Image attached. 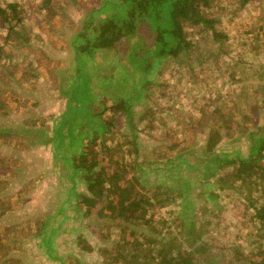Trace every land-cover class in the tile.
I'll return each mask as SVG.
<instances>
[{
	"label": "rangeland",
	"instance_id": "rangeland-1",
	"mask_svg": "<svg viewBox=\"0 0 264 264\" xmlns=\"http://www.w3.org/2000/svg\"><path fill=\"white\" fill-rule=\"evenodd\" d=\"M43 1L0 0V264H121L112 260L114 243L130 240L131 229L141 228L117 216L114 203L119 196L112 192L119 188L130 199L136 200V192L144 195L136 215L175 235L182 243L179 259L247 264L241 255L264 264V234L258 236L262 232L250 206L258 204L257 186L216 188L210 199L199 181L206 157L214 158L203 146L210 129L218 127L223 133L217 152L243 155L250 134L264 123V90L256 89L264 85V0L242 5L240 0H214L206 11L215 19V30L224 35L216 41L209 29L184 22L190 41L186 55L158 60V67L144 74L156 87L150 83L138 101L128 100L132 132L119 98L139 89L135 82L143 73L134 66L150 58L147 24L139 22L134 35L127 38L123 32L114 47L86 60L71 43L78 45L83 18L103 1ZM13 3L16 17L6 7ZM119 9L118 19L125 15L124 8ZM255 90L259 96H243ZM151 104L166 113L150 114ZM200 116L201 125L194 130L177 126L182 119ZM74 119L78 145H71L66 136ZM95 125L108 128L95 134ZM59 144L63 148L57 150ZM64 157H73L70 162L84 170L72 171ZM165 157H173L170 165ZM174 165L179 176L169 170ZM114 172L122 180L113 179ZM133 176L143 185L176 191L181 177L188 180L184 206L177 198L158 206L149 198L152 188H141ZM181 219L183 227L193 224L201 238L184 243L187 228H179ZM43 220L50 226L43 227ZM50 233V244L42 245V236Z\"/></svg>",
	"mask_w": 264,
	"mask_h": 264
},
{
	"label": "trees",
	"instance_id": "trees-1",
	"mask_svg": "<svg viewBox=\"0 0 264 264\" xmlns=\"http://www.w3.org/2000/svg\"><path fill=\"white\" fill-rule=\"evenodd\" d=\"M45 1L46 0H44L43 2ZM102 1L103 2L100 6L88 12L83 18L81 27L77 32L78 35L76 34L78 45L75 46L73 43H71L73 45V48L78 50L80 55H77H79V57L83 56L86 58V60H91L92 57L96 55V52H98L99 50L114 47L115 41L120 38L123 32L126 34L127 38L134 35V32L139 22H145L147 24L148 30L151 32L152 45L149 46L150 48H146V56L149 57L150 54V58L147 59L145 63L143 61L142 65L134 66L135 69H140L141 73H143L137 76L138 80H140V78L141 80L138 83L135 82L139 89L138 91L133 90L134 92H132L130 95H125L124 97L119 98L120 104H123V106H120L121 109H123L124 112L129 114V123L130 121L131 123L129 124L128 129L130 132H132L134 128V126L132 125L133 111H130L128 109V100L135 99L136 101H138L140 96H142L143 94L142 92H144V90L146 89V86H149L150 83V86H154L155 82H153L152 79L148 78V76L144 74L151 72L155 68V66L158 67V65H155L158 60L163 58H175L178 55H186L190 47V41L186 38L184 34L183 23L186 22L191 25H200L202 29H209L212 35V39L214 41L221 39L224 35L220 34L218 31L215 30V19L210 17V15H208V12L206 11L210 9L214 0ZM245 2L246 0H240L241 5L245 4ZM6 7H9V9H11L12 17H16L14 13L16 5L13 3L6 5ZM122 7L124 8L125 15L118 19L117 13H119L120 11L119 8ZM113 16L115 17L112 20L111 17ZM94 25L97 26L98 31H96ZM80 35L82 38H79ZM74 36L75 35H73V37ZM89 36L93 37H91V41H89L87 38ZM165 84V81H163L162 86L165 87ZM256 89L262 91L264 90V85H259L256 87ZM149 91L151 90L149 89ZM253 92L258 94L259 96V93L256 90L247 93L245 92L243 96L247 100H249L248 98L252 97ZM115 101L118 100L115 99ZM151 106L152 104L147 109L150 114H154L156 112L157 115H162L163 113H166L164 110H154L150 108ZM111 107L113 109H116V111L119 109V107H117V105L115 104H112ZM200 118L202 117L200 116L196 119L189 117L186 122H184V119H182L180 125L177 126H179L181 130L185 131L194 130L195 127H200ZM188 122L189 124H187ZM77 123L78 120L74 119L72 126L67 127L66 136L69 137L68 142H70L71 145H74V143L78 145V142L80 140L78 139L77 141H75V138L77 139L80 136L76 137L73 133V130L75 129L74 124L76 125ZM87 123L89 124V127H91L93 124L88 120ZM95 127L99 128V131H95V134L98 133L101 135L108 128V126L101 127L95 125L93 127V131L95 130ZM210 130H212L210 132L211 134L207 133V135L204 137L205 140L203 146L205 148V152H207V155L213 153L214 158L210 159V157H206V168L204 170L203 177H201L199 180L200 182H203L202 185L206 191L205 194L207 197L212 199L213 197H215L214 190L216 188L226 190L232 188L236 183L242 185H256L258 192V204L253 205V203L251 202L250 206L253 209L251 207L250 208L253 210L252 217L255 219L256 222L259 223L260 227L258 228V231L262 233H260L258 236L261 238L264 234V163L261 162V160L264 161V123L262 124L261 128L257 129V132L255 134H250L249 145L243 155L240 154L238 151L231 154L217 152L216 146L220 143V140L222 138L221 135H223V133L221 134L220 129L218 130V127ZM56 141L59 142L58 140ZM130 144H133L134 151H137L135 139H131ZM60 148H63V146L60 147L59 144V147L56 149L58 150ZM173 157H165V163L169 164V160H171ZM72 159L73 157L70 159L65 158L64 163L67 165L71 164V170L79 174V171H81V169L83 171L84 169L82 166L73 165L70 162V160ZM131 165L134 166L135 164L131 162ZM74 166L76 168H74ZM169 170H171L172 173H175L176 176L180 175L177 165L170 166ZM118 174L114 172L112 178L115 180H122V177H120ZM138 176H133V182H138L137 184L141 188L150 185V183L143 185L141 181L139 182L137 180V178L139 179ZM89 178H91L89 180L90 182L94 184L98 183L96 177ZM107 178L109 181L112 180L111 175H107ZM127 184L129 190H131V188H133V183L129 182ZM179 185L181 186V188H179L177 191L174 189L172 190V187L160 184H155L152 187L149 186L153 190V192L149 194V198H154L155 202H159L158 206H162L166 202L170 200L172 201L177 198L179 199V206L182 207L184 206L183 203L187 197V193H185L184 190H188L190 183L188 182V180H184L181 177ZM246 186L249 187V185ZM70 194L74 195L75 192L72 191L70 192ZM112 194L114 196L118 194L119 196V200L117 201V203H114L116 207L118 206V211H115L117 216H119L122 221L126 223L132 222L134 225L137 226V228H141L137 230L131 229L132 237L130 240L116 241L114 243L116 250L113 249L115 252L112 260L115 263L121 262V264H191L189 257L179 259L182 257L179 256L177 252L178 250H180L182 243L176 241V237L174 234H172L171 232H166L165 230H158L156 228V224L150 221V219L138 217L136 215L137 211L142 210L141 204L143 202V194H138V192L133 194L134 197H136V200L130 199L131 197L128 192L122 188L114 190ZM120 195L122 197H120ZM74 206H76V204H74ZM113 208L115 209V207ZM49 224L50 223L48 222V220L42 221L43 227L50 226ZM184 224L185 223L183 219L179 220V228H187V230L185 231V233H187V236L185 237L184 243L191 244L193 243L195 238H201L200 231H196L194 229L193 224L183 227ZM146 230H148L149 232H147ZM42 234H46L44 229ZM50 237H52V233H50L48 237L42 236V245H44L46 241L47 244H50L48 243ZM49 246L50 245H48L46 248H48ZM239 257L245 260L247 264H261L260 262L248 261L246 257H242L241 255Z\"/></svg>",
	"mask_w": 264,
	"mask_h": 264
}]
</instances>
